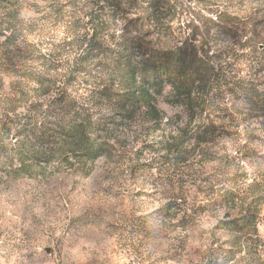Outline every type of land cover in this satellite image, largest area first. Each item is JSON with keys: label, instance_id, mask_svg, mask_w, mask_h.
Instances as JSON below:
<instances>
[{"label": "rangeland", "instance_id": "rangeland-1", "mask_svg": "<svg viewBox=\"0 0 264 264\" xmlns=\"http://www.w3.org/2000/svg\"><path fill=\"white\" fill-rule=\"evenodd\" d=\"M94 1L85 0L83 7L92 9ZM70 2L75 3V0H70ZM9 3H11L10 0ZM26 4H30V0H20L16 4L19 5L18 13L14 12L15 18L11 17L12 21L9 23L19 32L21 30L20 33H16L18 38L23 35L22 28L25 21L21 17V12ZM57 4L62 9L59 12L61 14L66 5L63 0H58ZM3 5L5 4L3 3ZM50 5L49 3L47 6ZM30 6L37 7L34 2ZM99 8L101 7H97L96 13L101 15L102 12ZM108 9L111 8H107L105 13ZM108 11H110L107 12L110 19H112V15L114 16L112 20V25H114L118 14L126 11V7H120L112 12L111 10ZM158 12L160 13L156 15L151 13L148 19L150 21L155 20L159 31L156 32L154 39L147 38V34L143 37L155 49L172 48L174 43H172L170 37H176V30H181V35H183L186 26L195 24V21H185L184 12L174 7L170 0H160ZM178 15L179 20H177ZM40 19L47 20V17L42 16ZM140 19V17H137V20L129 26L132 29L139 30L137 23ZM0 25L2 27L7 25L1 13ZM73 26H80V21H73ZM2 27L0 26V35H5V32H1ZM195 31L199 32V25H196ZM225 31L243 37V35H247L248 29L245 27L235 30L226 27ZM164 32L167 35H164ZM251 32V38L247 41L250 45V53L247 51L248 48L243 50L236 45L237 42L239 43V39L225 35L223 30L210 33L207 40L203 39L195 42L196 45H200L201 42H209L204 49L212 53L211 55L208 53L207 57L211 60V64L217 72V78L212 80L205 89L207 97L204 99L205 102L201 105V108L197 106L198 101L189 102L188 105L182 99L169 95L165 99L167 108L158 109L156 107L157 101L154 102L160 116L158 122H152L149 117L141 114L129 122L116 121L113 131L114 138L109 141L111 145L110 154L102 157L94 164L69 169L64 164L59 165L58 162H54L41 166V169L35 170L32 175L28 176L23 173H14L18 165L12 162L10 152L1 154L0 237L4 236V221L7 219L10 224L15 226L14 238H23L24 241L28 242L26 246H29L31 251L25 253V259L30 264H65L66 246L78 248L77 255L79 259L73 261L72 264H103V261L93 256L96 246L107 238V233L119 232L122 227L126 226L128 236L136 239L137 245L147 251L149 258L157 251H161L162 254L158 257L161 264H171V262L180 264L181 261H186L187 264H199L196 259L197 254L200 256V261L206 256L205 249L201 246L203 240L201 232H193L187 237L161 235L163 229L155 223L137 229L134 221L143 218L139 215L132 216V201L126 194L132 185L128 182L133 181L138 173L148 171L152 167L158 168L161 173H167L164 177L165 181L170 186L174 182L179 189L176 193V199L170 202L178 205L174 209L187 206L190 203L189 196L192 199H198V195H193L190 188L185 187L186 185L196 186L197 180H200L201 184L208 185L207 188L196 186L197 194L206 193V199L215 195L217 189L212 183L215 173L210 168L212 160L216 158L213 149L218 138L225 136L238 137L240 135L239 132L231 130V126L236 125L238 116H242L241 123L248 121L259 123L258 128H253L250 132L245 133L251 141L257 144V147L249 149V153L246 155H259L260 148L264 147L259 143L264 139V91H261L264 88V20L253 22ZM90 35L91 33H86L75 41H66L65 46H82L84 44L83 40L88 39ZM256 37L260 38V41L256 40L258 39ZM253 41H256V43ZM4 42L0 43V137L4 138L3 142L0 141V151L9 149V141H20L22 138H16L15 135L20 130L19 125L33 123L34 120L30 118L28 120V117H36L41 114L40 112H48V105L52 102L50 94L40 96L45 88L38 89L29 80L19 79L17 76L29 75L41 68H50L62 73L61 68L63 67V64L48 63L45 67L44 64L39 63V61H47L49 57L44 54L36 56L33 51L35 45H30L26 41L21 42L24 46L16 49H8L4 46ZM9 43L18 46L17 41H14V39H11ZM253 47L255 48L253 49ZM38 58L44 59L39 60ZM52 80L55 79L52 77ZM75 88L77 87L72 86L67 93L74 97L76 94L73 91L77 90V96L85 97L83 86ZM17 91L22 92V95L18 94ZM255 93L259 95V98L253 99ZM229 96L233 99L243 98L244 104L247 106L246 115L243 114L242 109H237L236 114H233L228 104ZM24 100H27V102L25 103ZM179 104L184 106L183 113L176 115L168 123L169 125L177 124L180 122L182 115L187 116L185 127L180 129L181 137L178 139L166 137L158 141L157 144H142L139 149H136L134 158L138 160L139 157L144 155L145 150L151 154L157 150L165 151L167 149L170 151V155L165 151L164 156L153 159L147 164L131 163L127 155L128 141L126 137L130 133L134 134V126L141 127L151 122L149 128L143 129L144 132L149 136L154 133H160L163 136L164 134L161 131L162 116L166 115L168 110L175 109ZM190 105L192 108H189ZM8 111L9 114L6 113ZM94 111L104 114V103L98 102ZM205 113H208V115H205ZM213 113L218 114L213 115ZM23 117H26L27 120H21ZM197 118L208 120L209 123L207 126L203 124L195 125L196 131L193 132L192 127ZM215 120L228 121L229 124L217 125L214 122ZM193 138L195 140L193 146L184 148L183 145ZM225 163L226 165L229 163L227 158H225ZM126 164L128 165L127 169H125ZM126 171L127 179H125ZM246 176V172H241L229 179L238 181ZM5 193H8L9 201L5 200ZM150 195V193L142 191H132L133 197H148ZM36 205L47 208L48 214L52 216L58 215L59 212L73 213L64 217L68 220V226L64 230L65 236L63 239L50 236L45 232L42 222L35 215ZM203 208L204 206L200 205L197 210L202 211ZM230 215L231 213H226L225 220H228ZM171 216H176L173 210L170 212ZM175 219L172 218L173 221ZM85 220L88 222L84 223ZM221 222L212 229L211 243L214 239L218 241V244L214 247L220 245L222 249H228L229 247L226 244L231 241V236L219 230ZM170 227L173 232L179 228L180 232L183 233L187 231L189 222L186 218L181 219L178 224L174 223ZM223 236H228L229 239L224 240L222 239ZM253 237L252 240L257 247H253L249 252L257 255L255 257H258V264H264V237L259 234L257 229L255 239ZM161 242L164 243V247H161ZM190 249L194 251H190ZM247 254L248 249L245 248V252L228 264H251V258ZM152 264H157V261H153Z\"/></svg>", "mask_w": 264, "mask_h": 264}, {"label": "clouds", "instance_id": "clouds-1", "mask_svg": "<svg viewBox=\"0 0 264 264\" xmlns=\"http://www.w3.org/2000/svg\"><path fill=\"white\" fill-rule=\"evenodd\" d=\"M34 2L37 7H31L30 4ZM51 0H30V4H26L24 10L21 12V17L25 21L22 32L23 35L19 36L17 43L26 41L30 45H35L36 56L44 54L49 57L47 61H39L47 67L48 63L63 64L61 72H71L75 66L77 57L85 55L88 48V43L85 42L82 47L73 45L72 47H66V41H75L78 37L84 36L86 33L90 34L94 30H99L100 35L98 39L103 46L102 50L109 48L119 51L118 45H120L128 37H145L154 39L157 29L155 20H149L148 17L152 13V8L149 7L151 0H136V7L128 8L126 11L119 13L115 22V25L106 24L99 26L98 24H88L89 16L86 13L91 11V8L83 7L85 0H75V3L70 0H63L66 5L63 12L57 16L52 8L47 5ZM170 3L178 8L185 14V21H195L192 25V31L195 32L196 25H199V33L201 39L207 36L209 31H220V26L227 25L229 27L247 28V35H243V39L247 40L251 37L252 24L257 20H264V0H170ZM60 5H54L59 7ZM121 7H124L121 5ZM47 17V20H41L40 17ZM137 17L141 19L137 23L139 30L133 29L129 31V22L136 21ZM31 18V19H29ZM80 21V26L74 27L73 21ZM179 20V15L177 16ZM166 23V22H165ZM47 25V27H45ZM189 29L176 30V37H170L172 43L181 45L184 44V37L188 35ZM12 32H6L4 36H0V43H2L8 36H11ZM167 35L166 32L163 33ZM109 37H114L109 39ZM189 40L193 41L192 37ZM60 47H57V46ZM22 46H24L22 44ZM190 44H185V47H189ZM38 50V51H37ZM239 51V49H237ZM250 53L251 49H247ZM50 54V55H49ZM212 53L209 52V55ZM200 59H205L201 56ZM68 61V63H63ZM95 63V62H94ZM41 73H44V69H40ZM46 75L55 77L57 73L48 72ZM80 77L86 78L84 73H80ZM61 85L63 86V78H61ZM34 87L39 85L34 84ZM161 93L157 95L155 89H149L150 94L155 97L157 101L156 107L158 109L167 108L165 99L176 95V88L174 84L164 80L161 85ZM264 91V88L261 89ZM228 104L233 114H236L237 109H242L243 114L246 115L247 106L244 104L243 98L233 99L228 97ZM142 111L147 110V106H142ZM184 111V106L179 104L175 109L168 110L166 115L162 116V128L163 136L160 133H154L147 135L144 132V128H149V124H145L141 127L134 126L135 132L130 133L126 139L128 141V158L131 163H145L153 159H158L164 156L166 153L162 150L149 153L144 151V155L135 159L136 149H139L142 144L151 143L157 144L158 141L166 138H180L181 131L187 123V116L182 115L179 123L169 125V121L176 115H181ZM218 113H213L217 115ZM208 115V113H205ZM242 116H238L236 125L231 126V130L239 132L238 137H221L218 138L217 143L213 151L216 154V158L212 160L210 168L215 173V177L212 179V183L215 185L217 192L213 196L205 198L206 193L197 194L196 186L207 188V184H201L200 180L196 181V186L186 185V188H190L193 195H198V199H192L189 196L190 203L181 209H173L176 214V219L173 221L170 218H166L167 206L169 203L176 199V193L179 189L173 182L170 186L165 181L167 173H161L158 168L152 167L148 171H144L137 174V177L133 181H129L132 187L126 193L131 204V213L135 217L139 215L143 219L135 220L134 223L137 229H142L145 225L151 226L153 223L161 226L163 231L161 235L176 236L181 235L183 237L189 236L193 232H201L203 240L201 246L207 249L212 239V229L225 220V214L231 213L228 219H232L238 213L243 215L239 211L233 212L231 207L225 203V195L229 192H236L240 197L244 198L243 203H250L253 199L251 194V187L254 182L256 184H264V147L260 148L258 156L246 155L249 153V149L257 147V144L251 141L246 135V132H250L253 128H258V122H245L241 123ZM217 125H228V121L215 120ZM208 120L197 118L193 124L192 131H196L195 125L203 124L207 126ZM195 143L194 138L183 145L184 148H191ZM264 145V139L259 142ZM225 158L229 161L226 165ZM199 159V157H197ZM128 165H125V169ZM241 172H246L247 176L239 179L238 181H232L229 178L236 176ZM125 179H127V171L125 172ZM127 186V185H126ZM142 191L144 193H150L148 197H133L132 191ZM5 200L9 201L8 193H5ZM178 202V201H177ZM242 201L238 200L239 205ZM200 205L204 208L202 211H198ZM264 209V205L261 206ZM71 212H59L58 215L52 216L48 214L47 208L35 206V215L38 220L42 222V226L50 236L59 237L61 239L65 236V228L68 226V220L65 216L72 215ZM77 215L79 213H76ZM187 219L189 227L187 231L181 233L179 228L175 232L171 230V225L178 224L181 219ZM127 219V218H126ZM88 221L85 220L84 223ZM259 234L264 237V211L260 213V220L255 225ZM203 230V231H202ZM4 236L0 237V264H30L25 259V253L31 251L29 246H26L28 242L23 238L15 239L14 233L16 231L15 226L10 224L7 219L4 221ZM219 235V233H217ZM222 239H229L228 236H223ZM255 239V236L253 237ZM164 243L161 242V247H164ZM199 247V246H198ZM190 251H194L191 250ZM78 248L65 247V264H72L73 261L78 260L77 255ZM162 254L161 251H157L150 258L147 251L137 245L136 239L128 236V228L122 227L119 232L107 233V238L96 246L93 256L103 261V264H152L153 261H157V264H161L158 257ZM199 264L200 256H196ZM176 264V262H171ZM180 264H187L186 261H181Z\"/></svg>", "mask_w": 264, "mask_h": 264}, {"label": "trees", "instance_id": "trees-1", "mask_svg": "<svg viewBox=\"0 0 264 264\" xmlns=\"http://www.w3.org/2000/svg\"><path fill=\"white\" fill-rule=\"evenodd\" d=\"M19 1L10 0L11 3H9V0H0V13L8 25L5 27L0 25L1 32L13 33L4 40V46L8 49L22 47L21 43L18 46L9 43L11 39L14 41L19 39L16 34L19 32L18 29L9 25L12 21L11 17L15 18L14 12L18 13L19 5L16 4ZM57 1L51 0L49 8H52L58 16L62 9L54 7L58 5ZM159 1L151 0L149 4L153 15L160 13L158 12ZM100 4L106 6L103 7ZM98 5L101 7L99 8L101 15L96 13ZM121 5L126 9L137 6L136 0H95L90 13H86L89 16L87 23L98 24L101 27L112 24L114 16L112 15L110 19L107 12L117 10ZM107 8L111 9L105 13ZM132 23L133 21H130L129 25ZM226 27L229 26H220V30L231 38L239 39V43L235 44L240 49H249L250 45L247 41L251 37L244 40L235 33L225 31ZM230 28L238 29L234 26ZM185 29H189V33L184 37V44H174L172 48L155 49L143 37H128L118 45L119 51L111 48L102 50L103 46L98 39L100 31L94 30L88 39L83 40L84 43L85 41L88 43V48L85 55L76 58L71 72L58 73V70L44 69L45 73H57L53 77L54 81L52 76L41 73L40 70L29 75H18L19 79L24 78L32 84L39 85L38 89L45 88L40 96L50 94L52 102L48 105V112H40L41 114L36 117H28V120H34L33 123L19 125L20 130L15 135L16 138L22 139L9 141V149L6 147L8 150L0 151V155L10 152L12 162L18 165L14 173H23L28 176L35 170L41 169V166L54 162H58L59 165L64 164L69 169L94 164L110 154L109 141L114 138L116 121L129 122L140 114L149 117L152 122L160 121L154 103L155 97L150 94L149 89H155L159 95L164 80L174 84L177 99H182L188 105L189 102L198 101L197 106L201 108L207 97L205 89L212 80L217 78V72L207 57L209 51L204 49L209 42H201L200 45H196L195 42L209 39L210 33L216 31H209L207 36L201 39L199 32L192 31V26H186ZM131 30L133 29L129 26V31ZM189 37H192L194 42L190 41ZM113 38L109 37V39ZM256 40L260 41V38ZM253 42L256 43V41ZM185 44L190 46L185 47ZM201 56L205 59H200ZM81 72L86 78L80 77ZM61 78H63V86ZM72 86L77 88L83 86L85 97L77 96V90L73 91L76 94L74 97L68 94L67 91ZM17 92L22 95V92ZM256 97L259 98L257 93L253 95V99ZM24 102L26 103L27 100ZM98 102L104 103V114L94 111ZM142 106H147V110L142 111ZM190 107L192 108L191 105ZM6 113L9 114V111ZM21 120L27 119L23 117ZM2 140L4 138L0 137V141ZM165 151L170 155L169 150ZM250 187L253 199L247 204L243 203L244 198L236 192L225 195V203L231 207L232 211L236 212L239 208L243 215L238 213L232 219L221 222L219 230L231 236V241L226 244L229 248L222 249L220 245L214 247L218 241L213 239L205 249L206 256L200 261L202 264H228L245 252V248L248 249L247 256L251 258V264H258V257H255L257 255L251 254L249 250L257 247L252 237L256 235L255 225L260 220L259 214L264 211L261 208L264 205V184L254 182ZM238 200L242 201L239 205ZM177 207L176 203H169L166 218L175 219L176 216L170 217V212Z\"/></svg>", "mask_w": 264, "mask_h": 264}]
</instances>
